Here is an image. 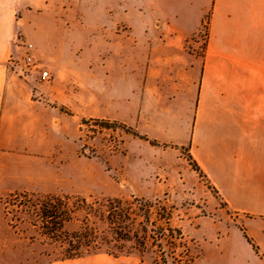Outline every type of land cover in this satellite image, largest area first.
Wrapping results in <instances>:
<instances>
[{
  "label": "rangeland",
  "instance_id": "obj_1",
  "mask_svg": "<svg viewBox=\"0 0 264 264\" xmlns=\"http://www.w3.org/2000/svg\"><path fill=\"white\" fill-rule=\"evenodd\" d=\"M204 7L203 0H51L41 10L26 5L18 16L24 22L18 39L33 44L52 79L43 83L34 75L19 77L30 86L34 100L58 106L50 101L52 95L60 101L67 98L61 108L65 114H73L76 102H83L90 113L94 98L109 93L108 86L114 90L115 84H128L140 94L144 49L151 43L144 41V33L179 38L199 26L182 47L200 58L209 17L205 12L198 15ZM113 49H127V57L113 62L109 54ZM23 56L20 50L19 57ZM123 60L133 64L124 67ZM86 115L78 121L77 134L68 136L78 144L84 161L71 166L68 174L83 170L81 193H71L75 184L68 185L62 176L60 183L50 181L36 192L0 194V264L74 260H64L61 250L69 246L68 235L83 232L87 224L95 226L91 207L99 209L118 200L138 213L135 199L144 201L138 216L144 225L136 226L144 235V249H131L135 243L129 241L128 252L86 256L76 259L77 264H230L219 247L228 236L233 241L245 238V220L226 212L191 161L188 148L145 142L144 121L138 122L141 127ZM94 121L106 122L111 130L93 134L86 125Z\"/></svg>",
  "mask_w": 264,
  "mask_h": 264
},
{
  "label": "crops",
  "instance_id": "obj_2",
  "mask_svg": "<svg viewBox=\"0 0 264 264\" xmlns=\"http://www.w3.org/2000/svg\"><path fill=\"white\" fill-rule=\"evenodd\" d=\"M203 2L198 15L209 17L200 58L182 47L199 26L179 38L144 33L151 43L144 49L140 94L132 85L108 86L109 93L94 98L92 112L76 102L69 116L61 109L67 98L52 95L58 106L34 100L30 86L11 69L21 58L22 8L41 10L51 0H0V194L36 192L50 181L60 183L62 176L75 184L71 193L80 192L83 170L68 175L71 166L84 162L78 144L68 138L77 134L78 121L86 114L123 125L142 127L138 122L144 121L145 142L187 147L226 212L244 218L245 238L226 237L219 254L230 264H264V0ZM112 51L115 63L127 57V49Z\"/></svg>",
  "mask_w": 264,
  "mask_h": 264
},
{
  "label": "trees",
  "instance_id": "obj_3",
  "mask_svg": "<svg viewBox=\"0 0 264 264\" xmlns=\"http://www.w3.org/2000/svg\"><path fill=\"white\" fill-rule=\"evenodd\" d=\"M193 164L199 171L197 165L194 162ZM107 202L108 206L101 205L102 207L99 209L91 207L92 215L97 221L94 227L87 224L83 232L68 235L70 238L69 246L61 250L64 260L98 254H122L128 252L126 243L129 241H134L135 243L131 249L138 251L139 249H144V235L139 232V228L144 225V220L138 223L139 213L144 210V201L134 200V203L138 204V213L124 207L118 200H109ZM91 212H88L87 222H89L88 218ZM136 226H139V228H136Z\"/></svg>",
  "mask_w": 264,
  "mask_h": 264
},
{
  "label": "built area",
  "instance_id": "obj_4",
  "mask_svg": "<svg viewBox=\"0 0 264 264\" xmlns=\"http://www.w3.org/2000/svg\"><path fill=\"white\" fill-rule=\"evenodd\" d=\"M17 42L19 48L24 51V56L20 59L12 61V69L19 72L22 76L38 74L39 80L41 82H50L52 79V74L47 69H45V66L42 64L41 60L36 57L33 44L24 39H18ZM103 123L106 122L94 121L86 126L91 127L93 134H100L103 131L111 130V128H108L107 126H105L106 124Z\"/></svg>",
  "mask_w": 264,
  "mask_h": 264
}]
</instances>
